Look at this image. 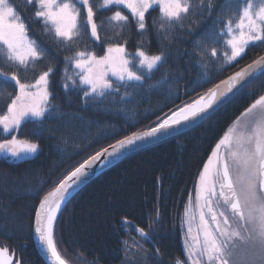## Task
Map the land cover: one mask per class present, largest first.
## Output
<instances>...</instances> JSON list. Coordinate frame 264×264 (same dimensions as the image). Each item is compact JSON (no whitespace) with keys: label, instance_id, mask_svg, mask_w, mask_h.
Here are the masks:
<instances>
[{"label":"snow or ice","instance_id":"1","mask_svg":"<svg viewBox=\"0 0 264 264\" xmlns=\"http://www.w3.org/2000/svg\"><path fill=\"white\" fill-rule=\"evenodd\" d=\"M33 8L29 23L18 11L15 0H0V153L23 159L36 153L39 145L18 137L21 126L32 123V135H40L39 125L53 115L50 76L55 68L47 51L29 36V24H41L44 34L64 56L63 87L82 92L84 103L103 100L113 93L121 102L132 103L135 96L120 86L143 87L153 71L167 62L162 49L149 54L140 42L135 52H128L126 29L135 24L139 34L148 30L145 15L159 8L158 22L153 21L158 37L166 42L179 39L177 31L192 33L205 25L201 38L194 41L193 51L184 55L195 58L201 69L195 88L211 84L194 99L177 105L153 126L116 139L72 165L52 181L54 187L39 201L35 210L34 232L40 242L46 264H70L58 248L55 224L62 205L72 191L85 184L98 161L111 164L138 142H151L171 135L179 128L201 124L240 95H256L251 85L264 78V55L213 83L216 74L235 67L252 48L264 46V0H25ZM111 7L123 8L97 23V12ZM130 17L132 20L130 21ZM210 20V25L206 21ZM111 32V35H109ZM101 48L98 55L94 47ZM71 69V74H69ZM31 73V75H29ZM113 79L117 82L113 84ZM5 85H10L9 91ZM136 91V95H139ZM180 99L179 90L169 91ZM185 95H188L185 90ZM175 103V101H173ZM150 115L155 114V110ZM119 135L115 129L105 131L102 138ZM98 142V141H95ZM91 146V144L89 145ZM159 223L160 212L150 217ZM140 236L153 242V234L125 218ZM184 229L185 259L172 264H264V94L236 117L219 138L198 174L194 196L189 194L181 221ZM6 227V225H5ZM152 225H149L151 228ZM3 231V229H0ZM127 245V241L124 242ZM154 258L161 250L155 246ZM138 250V248H137ZM127 251V249H126ZM78 259L84 257L79 255ZM0 264H20L7 246L0 247ZM91 264H95L92 261Z\"/></svg>","mask_w":264,"mask_h":264},{"label":"trees","instance_id":"2","mask_svg":"<svg viewBox=\"0 0 264 264\" xmlns=\"http://www.w3.org/2000/svg\"><path fill=\"white\" fill-rule=\"evenodd\" d=\"M215 2L219 4L221 0ZM15 3L20 14L26 17L25 23H29L33 8L25 0H15ZM116 10L128 14L123 8L103 9L97 12V23ZM159 14L158 6L149 9L145 15L148 30L143 35L134 22L126 29L128 52H135L143 41L144 50L149 54H159L163 49L168 56L167 62L153 71L151 79H145L138 90L140 94L135 95L140 105L134 116L121 112L122 102L115 93L85 104L82 92L66 90L63 87L64 56L71 53L57 50L41 24H29L30 38L36 40L50 58L41 63V70H45L44 65L49 62L55 68L54 75L50 76V91L52 103L57 106L53 115L58 118L44 119L39 125L40 135H32L35 127L32 123L21 126L18 137L37 143L36 154L23 159L0 155V229H3L0 245L22 255L26 264H46L35 244L34 218L40 199L54 187L53 180L99 148L153 126L157 116H163L212 86L206 84L192 90L201 69L195 58L184 55L185 51H193V43L201 38L205 25L189 33L186 29L191 20H188L185 30L175 33L180 38L172 40L170 36L171 43H168L158 37L153 25L154 20L158 22ZM206 24L210 25V20ZM88 43L91 45L90 41ZM91 46L98 55L103 54L101 48ZM263 53L264 46L252 48L235 67L222 74L211 69L213 83ZM4 87L12 91L10 85ZM251 88L256 95H240L201 124L134 151L84 184L62 207L55 224L58 248L70 264H91L92 261L95 264H158L153 243L161 250L162 264L184 260L181 221L186 200L227 127L257 95L264 94V78L255 81ZM177 89L180 99L169 95L170 90ZM154 110L155 114L150 115ZM112 129L119 135L102 138L105 131ZM156 209L160 212L159 223L150 219L156 216ZM125 218L152 232L153 242L142 238L134 227L125 223ZM79 255L84 259H78Z\"/></svg>","mask_w":264,"mask_h":264},{"label":"water","instance_id":"3","mask_svg":"<svg viewBox=\"0 0 264 264\" xmlns=\"http://www.w3.org/2000/svg\"><path fill=\"white\" fill-rule=\"evenodd\" d=\"M262 55H264V53L262 54ZM251 63V62H250ZM249 64V63H248ZM244 67V66H243ZM239 70V69H238ZM237 71V70H236ZM191 127H193V126H190V127H187V128H179L178 129V131H176V132H173L171 135H167V136H161L160 137V139H158V140H152L151 142H138V146L137 147H133V148H131L129 151H127V152H125V154L123 155V156H121L120 158H118V159H114L113 161H112V163L111 164H106L105 162H103V161H98L97 162V165L95 166V170H94V172L89 176V179H88V181L90 180V179H92V178H94L95 176H97L98 174H100L102 171H104V170H106L107 168H109L110 166H112V165H114L115 163H117L118 161H120L121 159H123L124 157H126V156H128L129 154H131V153H133L134 151H136V150H138V149H141V148H143V147H146V146H148V145H151V144H153V143H156V142H158V141H161V140H163V139H166V138H168V137H170V136H173V135H175V134H177V133H179V132H182V131H184V130H187V129H189V128H191ZM144 130H147V128H145V129H142V130H138V131H144ZM138 131H135V132H138ZM132 134V133H131ZM131 134H129V135H131ZM122 139V138H121ZM114 143V142H113ZM112 144V143H111ZM107 147V146H106ZM0 155H5V154H3V153H0ZM87 181V182H88ZM86 182V183H87ZM85 183V184H86ZM84 184H82L79 188H77V189H75V191L69 196V198H68V200L83 186ZM52 190V189H51ZM51 190H49V191H51ZM47 194V193H46ZM67 200V201H68ZM66 201V202H67ZM65 202V203H66ZM65 203H64V205H65ZM63 205V206H64ZM62 209V208H61ZM34 240H35V244H36V246H37V248H38V250H39V252H40V254L43 256V258L45 259V257H44V255H43V252H42V250H41V247H40V242H39V240L37 239V237H36V234H35V232H34ZM0 247H2L1 245H0Z\"/></svg>","mask_w":264,"mask_h":264},{"label":"rangeland","instance_id":"4","mask_svg":"<svg viewBox=\"0 0 264 264\" xmlns=\"http://www.w3.org/2000/svg\"><path fill=\"white\" fill-rule=\"evenodd\" d=\"M113 84L114 85H116L117 84V82L115 81V79H113ZM158 84V83H157ZM156 85V84H155ZM141 87H139L138 85H136V84H132V85H130V86H128V85H125V86H120V93L121 94H123L125 91H127L128 93H130V94H132V95H136V91L137 90H139ZM136 98V97H135ZM143 102V101H142ZM139 105H140V101H134V102H132V103H124V102H122L121 104H120V106H119V108H120V110H121V112L122 113H124V114H126V115H128V116H134L135 115V113L137 112V109H138V107H139ZM232 124V123H231ZM230 124V125H231ZM34 154H36V153H32V154H30L28 157H30V156H32V155H34ZM10 157V156H9ZM11 159H16V158H13V157H10ZM202 171V170H201ZM198 182V181H197ZM192 194H193V196H194V191L193 192H191ZM189 197V196H188ZM187 200H188V198H187ZM187 200H186V202H187ZM186 204V203H185ZM183 214H184V212H183Z\"/></svg>","mask_w":264,"mask_h":264},{"label":"flooded vegetation","instance_id":"5","mask_svg":"<svg viewBox=\"0 0 264 264\" xmlns=\"http://www.w3.org/2000/svg\"><path fill=\"white\" fill-rule=\"evenodd\" d=\"M9 252L11 253V252H14L15 253V259H18L19 261H20V264H26V261H25V259H24V257L22 256V255H20V254H18L17 252H15V251H12V250H9ZM42 258H43V256H42ZM45 260V259H44ZM46 262V261H45Z\"/></svg>","mask_w":264,"mask_h":264},{"label":"bare ground","instance_id":"6","mask_svg":"<svg viewBox=\"0 0 264 264\" xmlns=\"http://www.w3.org/2000/svg\"><path fill=\"white\" fill-rule=\"evenodd\" d=\"M74 191H75V190H74ZM74 191H72V193H73ZM72 193H71V194H72ZM63 205H64V204H63ZM63 205H62V207H63ZM62 207H61V208H62ZM58 215H59V213H58ZM58 215H57V217H58Z\"/></svg>","mask_w":264,"mask_h":264}]
</instances>
